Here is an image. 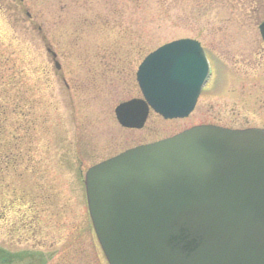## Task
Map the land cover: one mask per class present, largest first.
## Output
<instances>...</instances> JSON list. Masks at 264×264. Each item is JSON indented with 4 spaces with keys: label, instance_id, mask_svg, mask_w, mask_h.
<instances>
[{
    "label": "rangeland",
    "instance_id": "rangeland-1",
    "mask_svg": "<svg viewBox=\"0 0 264 264\" xmlns=\"http://www.w3.org/2000/svg\"><path fill=\"white\" fill-rule=\"evenodd\" d=\"M26 3L38 13L31 0ZM226 4L232 8L224 9ZM247 4L147 0L142 12L116 20L111 38L75 39L56 30L47 43L52 42L63 65L57 74L40 39L14 17V5L0 0V94L9 91V97L3 93L0 98L23 99L26 114L31 101L37 106L29 136V117L17 116L12 123L14 131L24 128L16 134L17 155L32 157L8 177L12 190L0 203V264H108L89 216L87 169L126 148L194 126L264 129V42L259 32L264 20L255 21ZM181 39L199 41L214 72L193 114L168 121L152 113L141 130L122 127L116 108L142 97L139 65L157 48ZM78 45L93 47L81 51ZM96 46L100 51L93 52ZM107 46L114 48L102 50ZM42 95L43 105L38 102Z\"/></svg>",
    "mask_w": 264,
    "mask_h": 264
},
{
    "label": "water",
    "instance_id": "water-1",
    "mask_svg": "<svg viewBox=\"0 0 264 264\" xmlns=\"http://www.w3.org/2000/svg\"><path fill=\"white\" fill-rule=\"evenodd\" d=\"M208 70L201 45L181 40L150 55L138 79L152 108L184 118ZM117 115L142 128L149 107L133 101ZM86 184L110 264H264V130L196 127L91 169Z\"/></svg>",
    "mask_w": 264,
    "mask_h": 264
},
{
    "label": "flooded vegetation",
    "instance_id": "flooded-vegetation-1",
    "mask_svg": "<svg viewBox=\"0 0 264 264\" xmlns=\"http://www.w3.org/2000/svg\"><path fill=\"white\" fill-rule=\"evenodd\" d=\"M8 1L14 5V17L28 25V31L34 34L33 37L40 39L45 51L47 39L56 30L61 31L62 37L75 39L111 38L116 20H121L126 14L136 15L137 11L142 12L147 7V0H31L34 9L38 11L33 14L26 0ZM75 44H80L79 40ZM92 47L78 45L77 50L88 51ZM112 48L114 46H107L102 47V50ZM94 49L93 52L100 51L97 46ZM71 86H67V89H72ZM111 151L115 153L116 149L111 148Z\"/></svg>",
    "mask_w": 264,
    "mask_h": 264
},
{
    "label": "trees",
    "instance_id": "trees-1",
    "mask_svg": "<svg viewBox=\"0 0 264 264\" xmlns=\"http://www.w3.org/2000/svg\"><path fill=\"white\" fill-rule=\"evenodd\" d=\"M232 0H229L231 2ZM238 3L245 4L248 2L247 6L249 7L247 11L250 13V16L255 19V21L263 20L264 19V0H236ZM243 2V3H242ZM236 3V2H235ZM224 9L232 8L229 4L225 5ZM246 9V8H245ZM242 18L244 16L241 15ZM238 22L241 23V19L237 18ZM254 21V20H253ZM234 22V21H231ZM255 22V23H257ZM5 93L6 97H9V91H3L1 95ZM17 99L7 98L1 99L0 98V203L4 202L3 198L5 197V192L8 193L12 190V185L7 183L8 177L11 176L12 173L17 172L19 166L24 164L25 162H31V154L26 155L25 159L23 158L24 155H17L18 150L20 149V144L16 141L17 136L16 134L20 131H24L23 127L18 126V128L13 129V120L17 116H27L29 117L28 121L26 122V133L29 136L30 133L33 131V125L36 124L35 116L37 111V106L35 102L31 101L30 103V110L27 114L24 111V107L21 106V99L17 102ZM26 102V101H25ZM41 102V100H38ZM13 118V119H12ZM12 134V138L8 139L7 135ZM28 137L25 136V139ZM17 149V150H16ZM20 180L24 178V174L19 176ZM15 192H13L12 197L14 196ZM30 194V192H29ZM12 205H17V201L15 199L11 200ZM20 202V201H18ZM20 205V204H19ZM3 209L5 207H2Z\"/></svg>",
    "mask_w": 264,
    "mask_h": 264
}]
</instances>
